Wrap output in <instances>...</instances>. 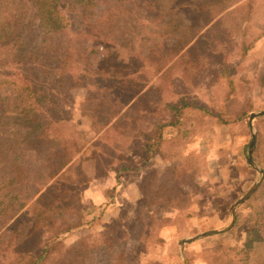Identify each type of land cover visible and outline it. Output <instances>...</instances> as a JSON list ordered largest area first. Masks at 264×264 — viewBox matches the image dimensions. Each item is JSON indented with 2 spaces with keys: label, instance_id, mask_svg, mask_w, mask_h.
<instances>
[{
  "label": "trees",
  "instance_id": "obj_1",
  "mask_svg": "<svg viewBox=\"0 0 264 264\" xmlns=\"http://www.w3.org/2000/svg\"><path fill=\"white\" fill-rule=\"evenodd\" d=\"M256 1L172 0L166 10L165 0H0V264H163L133 258L125 248L129 233L116 222L96 237L66 242L85 222L82 196L92 179L84 153L90 150L100 172L104 163H114L110 155L121 140L140 142L146 164L157 156L168 162L163 172L145 173L141 193L150 206L176 213L153 227L187 214L194 198L186 188H199L203 169L181 149L215 124L243 121L252 105L244 100L231 110L237 93L229 75L224 103L201 106L189 117L184 112L191 103L171 98L174 82L197 84L228 35L237 34L244 59L264 35L251 34ZM181 11L194 14L190 23L174 20ZM231 14L232 25L224 26L222 17ZM162 16L158 31L137 29L142 20ZM222 60L217 62L226 64ZM255 80L264 90V71ZM75 89H83L80 110L95 128L89 139L67 106ZM110 143L120 145L108 148ZM254 157L264 169V125ZM254 198L245 242L217 241L208 264H264L254 258L257 247L264 251V182ZM26 207L32 220L24 225L18 215ZM147 226L137 239L147 236Z\"/></svg>",
  "mask_w": 264,
  "mask_h": 264
},
{
  "label": "rangeland",
  "instance_id": "obj_2",
  "mask_svg": "<svg viewBox=\"0 0 264 264\" xmlns=\"http://www.w3.org/2000/svg\"><path fill=\"white\" fill-rule=\"evenodd\" d=\"M255 5L257 9L251 19V34H259L264 30V0H257ZM171 6L172 0H165L164 8L167 10ZM190 13L189 11L174 12L173 18L177 22L178 18H183L186 23H190L194 15ZM165 18L166 16L156 20H152L153 17L144 19L139 22L137 29L140 30L143 25L141 31L149 35L150 31H158L160 20ZM222 18H224V26L232 25V14ZM230 36H227V40L219 48L220 53H212L210 64L206 65L207 68L197 79V84L188 85L181 78L175 79L174 82V94L171 98L176 99L178 103L185 98L191 103L192 106L186 108L184 112L189 117L198 115L201 106L211 108L213 105L224 103V98L230 89L229 75H232L235 84L232 93H237L238 96L234 98L231 110L234 112L241 109L244 100V106L249 103L252 105V110L243 121L215 124L208 130L198 132L181 149V155L187 161L198 162L203 169L196 178L199 188L193 189L192 186L186 188L191 191L194 198V203L187 214L177 216L174 224L160 229L153 227V223L161 216H175L176 213L164 206H150L140 188L147 171L157 169L163 172L168 162L157 156L146 164L144 160L146 154L140 142L134 139L128 142L121 140L120 149L124 150L119 149L111 154L114 163H104L100 172L94 167L95 162L90 158V150L84 153L86 171L88 170L92 175L93 181L91 191L82 196V201L86 205L85 222L66 235L67 243L81 236L96 237L112 222H116L121 233H129L125 248L135 259L148 263L185 264L183 256L186 255L191 264H208L207 257L217 241L231 242L239 246L245 242L251 224L249 205L250 201L256 203L254 197L257 191L239 205L236 211L237 218L231 229L188 243L184 252L180 244L183 238L226 226L232 218L231 206L260 178L258 169L250 165L247 157L252 134L250 114L264 110V90L258 87L255 80L264 71V35L244 59L238 55L239 47L234 41L238 38L237 34L235 39ZM101 51L102 48L100 55ZM220 58H224L226 64L218 63L217 60ZM72 92L74 100L67 105L68 109L72 112L76 124L78 122L77 127L84 136L87 139L94 137L95 128L91 125V119L83 116L80 110L84 91L75 89ZM147 96L154 97V93L150 91ZM262 118L264 115L254 118L252 122L255 133L264 125ZM138 128H135L134 133ZM115 145L120 144L110 143L108 148H113ZM87 160H91L92 163ZM256 163L263 169L257 160ZM123 165L131 168L117 172ZM18 218L24 225L31 223L32 217L27 207L20 210ZM146 224L147 236L142 240L137 239L135 235L140 233ZM255 253L257 254L255 259L264 258L262 249L257 247Z\"/></svg>",
  "mask_w": 264,
  "mask_h": 264
},
{
  "label": "water",
  "instance_id": "obj_3",
  "mask_svg": "<svg viewBox=\"0 0 264 264\" xmlns=\"http://www.w3.org/2000/svg\"><path fill=\"white\" fill-rule=\"evenodd\" d=\"M262 115H264V110H261L258 112H252L250 114L249 119H250V126L252 129V134H251V139L249 142V150H248V157H247L250 165H252L256 169H258V171L260 173L259 180L253 185V187L243 197H241L240 199L235 201V203L231 206L232 218H231V221L226 226L219 228V229H211L208 231H204V232L197 234L195 236L181 239L180 244H181L182 252H184L186 244H188V243L194 242L200 238L211 236L213 234H220V233L226 232L229 229H231L233 227L235 221H236V218H237L236 211H237V208L239 207V205H241L246 200H248L257 191V189L261 185L262 180L264 178V169L260 168L257 165L256 160H255L254 155H253V152L255 149V144H256V133L253 130V123L252 122H253L254 118H256L258 116H262ZM183 259H184L185 264H191L190 259L186 255L183 256Z\"/></svg>",
  "mask_w": 264,
  "mask_h": 264
},
{
  "label": "crops",
  "instance_id": "obj_4",
  "mask_svg": "<svg viewBox=\"0 0 264 264\" xmlns=\"http://www.w3.org/2000/svg\"><path fill=\"white\" fill-rule=\"evenodd\" d=\"M87 161L90 162V163H92L91 160H87ZM84 165H85V163H84ZM85 168H86V165H85ZM86 169H87V168H86ZM87 172H88V170H87ZM88 174H89V172H88ZM89 176H90V178H92V175H91V174H89ZM92 181H93V180H92ZM91 186H92V182H91V185L89 186V188H87V189L85 190L84 194H88V192L91 191Z\"/></svg>",
  "mask_w": 264,
  "mask_h": 264
}]
</instances>
